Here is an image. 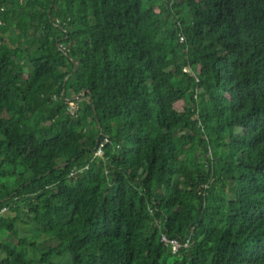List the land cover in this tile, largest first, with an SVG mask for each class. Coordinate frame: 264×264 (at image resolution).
<instances>
[{
	"label": "trees",
	"instance_id": "1",
	"mask_svg": "<svg viewBox=\"0 0 264 264\" xmlns=\"http://www.w3.org/2000/svg\"><path fill=\"white\" fill-rule=\"evenodd\" d=\"M19 223L0 264H264V0H0V235Z\"/></svg>",
	"mask_w": 264,
	"mask_h": 264
},
{
	"label": "built area",
	"instance_id": "2",
	"mask_svg": "<svg viewBox=\"0 0 264 264\" xmlns=\"http://www.w3.org/2000/svg\"><path fill=\"white\" fill-rule=\"evenodd\" d=\"M180 41H182V36H179ZM190 70L189 67L185 68V71L188 72ZM197 80H199L197 78ZM197 97V95H196ZM75 100H69L68 102V111L71 112L72 114L75 113L77 111V104L74 102ZM199 126L201 125V121H199ZM104 141L102 143L99 144V148L98 150L94 153V159H98V158H103L104 156V148L105 146H107L110 141L108 138L103 139ZM89 167H86V169H88ZM77 172L73 171L71 173V176H74ZM151 212H153V210L151 209ZM156 225L158 227H160V221L156 220ZM161 241L169 248V250L173 253V254H180L181 250H186L190 247V241L189 240H185L183 241L182 239L178 238V237H171L169 236L166 232H162L161 233Z\"/></svg>",
	"mask_w": 264,
	"mask_h": 264
},
{
	"label": "rangeland",
	"instance_id": "3",
	"mask_svg": "<svg viewBox=\"0 0 264 264\" xmlns=\"http://www.w3.org/2000/svg\"><path fill=\"white\" fill-rule=\"evenodd\" d=\"M17 169H19L18 167H17ZM14 178H9V179H6L5 181L8 183V182H10L11 180H13ZM17 227H18V231H17V233L16 234H14L13 236H10V237H8V236H4V235H0V240H6L7 242H9V244L11 245V246H16V244H17V241L19 240V238H21V237H24L25 235V232H30L31 231V227H26V226H24V225H22V224H17ZM7 238V239H6ZM38 246H39V249H38V251L36 252V251H34L33 249H29V254H30V256L32 257V258H37L38 256H39V251L40 250H43L44 248H42V245L40 244V243H38L37 244ZM61 258H56L55 260H60ZM64 261H65V258H62L61 259V263L63 264L64 263Z\"/></svg>",
	"mask_w": 264,
	"mask_h": 264
},
{
	"label": "water",
	"instance_id": "4",
	"mask_svg": "<svg viewBox=\"0 0 264 264\" xmlns=\"http://www.w3.org/2000/svg\"><path fill=\"white\" fill-rule=\"evenodd\" d=\"M53 7V4H51V8ZM50 12H51V9H50ZM79 69V66H76V70H78ZM67 80H68V78L65 80V84H66V82H67ZM87 90H84V92L82 93V95H84V93L86 92ZM64 96V92L62 91V97ZM79 98V96H77V97H73V98H71L70 100H76V99H78ZM66 164H63V165H60V166H58V167H63V166H65Z\"/></svg>",
	"mask_w": 264,
	"mask_h": 264
}]
</instances>
